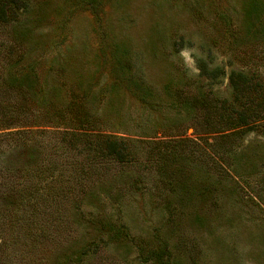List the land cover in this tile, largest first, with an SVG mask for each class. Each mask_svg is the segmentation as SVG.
<instances>
[{
    "label": "rangeland",
    "instance_id": "obj_1",
    "mask_svg": "<svg viewBox=\"0 0 264 264\" xmlns=\"http://www.w3.org/2000/svg\"><path fill=\"white\" fill-rule=\"evenodd\" d=\"M232 70L264 78V0H26L0 24V101L24 75L41 117L0 129V264H264V121L216 132L223 116L184 103L230 98ZM99 135L128 141L130 162L78 149ZM40 171L48 245L8 196Z\"/></svg>",
    "mask_w": 264,
    "mask_h": 264
},
{
    "label": "trees",
    "instance_id": "obj_2",
    "mask_svg": "<svg viewBox=\"0 0 264 264\" xmlns=\"http://www.w3.org/2000/svg\"><path fill=\"white\" fill-rule=\"evenodd\" d=\"M25 6L26 0H0V24L7 25L14 22L18 17V11L22 10ZM199 62L202 75H205L208 78H216L222 74V70L220 68L216 67L209 69L207 63L202 60ZM22 77H20V79H18L17 76L8 78L7 83L11 89L14 88V97L11 99L9 96L11 99L9 103H5L4 100L0 101V129L3 130L9 127H14L16 124H19V127H22H18L12 133L7 132L11 136L31 134L33 130L25 127L32 126V123H28L26 121L32 117L33 120L36 117H41L30 104V98H32L35 93L31 92L29 86H24V81L26 82L27 79L26 77ZM228 80L232 90L230 98H216V100L211 102L212 107L207 100H186L184 101V103L187 104L186 109L194 108L197 105L195 108H199L201 112L207 116L218 115L219 119L223 116L224 120H221V122H223V126H220L219 124L217 128L212 129V131L215 130L216 132H219L222 129H240L239 132H242L243 129H249L257 122L264 121V78H262V75L254 70H232L229 72ZM35 92H40V90H36ZM49 105H47V107H49ZM64 108L67 111L64 110L62 113L60 111L58 112L60 118H64L65 114L71 115L76 112L69 103H67ZM81 117V115L76 117L77 119L75 121L77 124L73 129L80 127L84 128L88 125L86 124L88 120H84V118L82 119ZM21 121H23V123H20ZM75 132H77V135L79 134L77 130L71 131L67 129L61 132L62 138L66 139L68 142L66 144L72 148L70 149L71 151L77 149L75 148V144L78 140L76 139L77 135ZM88 135L91 136V134ZM78 149H83V151H85L90 157L95 156L98 159L111 160L116 163L126 164L130 162L132 158L131 144L125 139L109 135H99L94 140H87L82 147L80 146ZM36 175H34V177L37 179L35 180L37 183L35 186L33 184L34 188L29 189V192H27V190L23 192L20 190L21 193L14 191L13 194L15 195L8 196L12 199L15 197V206L19 204L17 208L19 212L18 215L22 213L23 215L32 216L30 218L35 226H37L36 223L38 222L43 223L41 225L43 228L42 235L39 234L37 237H41V242L48 245L53 242L55 243L54 232L51 233L52 227H48V225L40 220V217L45 216L46 214L48 215V221L51 220L49 216L52 211L51 207L53 206L52 202L54 201L53 196L49 197L47 194L45 195L42 190L52 186H48L49 182L47 180H42L43 178H46V176L43 175V172L40 171L38 175ZM10 186L11 185L8 182H4L3 176H0V188L5 189ZM30 192L31 194H29ZM22 193H25L26 195L24 196ZM9 197L7 199L8 201ZM10 204L12 203L10 202L9 205ZM0 213H2L1 210ZM45 219L47 220L46 217ZM55 222L56 220H53V223ZM122 227L123 226L121 225L114 227L115 237H124ZM53 229L54 228H52V230ZM48 241L49 243H47ZM92 247L95 250V247L98 246L93 244Z\"/></svg>",
    "mask_w": 264,
    "mask_h": 264
}]
</instances>
